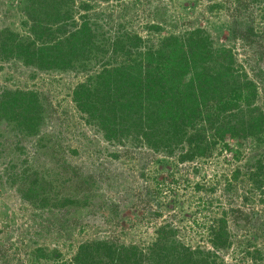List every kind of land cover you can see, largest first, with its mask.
I'll list each match as a JSON object with an SVG mask.
<instances>
[{
	"label": "rangeland",
	"instance_id": "1",
	"mask_svg": "<svg viewBox=\"0 0 264 264\" xmlns=\"http://www.w3.org/2000/svg\"><path fill=\"white\" fill-rule=\"evenodd\" d=\"M87 2V10L75 3L77 24L86 14L109 29V35L128 30L145 44H157L167 33L205 28L215 46L232 49L236 66L256 85L254 104L264 112V20L258 7L264 0L239 13H253V43L234 38L231 31L243 25L236 16L239 0ZM23 5L22 0H0V30L26 33ZM151 24L159 30L149 28ZM107 56L90 58L86 69L68 70H37L18 59H0V90L36 91L42 116L31 136L0 119V264H73L81 242L100 238L147 251L156 235L170 229V236L184 246L214 250L208 226L223 212L232 242L216 251L215 264H264V183L255 188L246 176V166L256 159L264 166V129L242 137H231L226 130L213 137V126L206 127L205 136L215 141L210 154L185 161L178 159L179 149L169 155L129 137L109 142L72 99L74 86L98 71ZM196 125L207 123L201 117ZM225 143L230 151L222 148ZM34 178L51 199L69 196L88 203L41 208L35 197L34 205L20 195V188ZM37 247L57 248L61 258L36 263L30 253Z\"/></svg>",
	"mask_w": 264,
	"mask_h": 264
},
{
	"label": "trees",
	"instance_id": "2",
	"mask_svg": "<svg viewBox=\"0 0 264 264\" xmlns=\"http://www.w3.org/2000/svg\"><path fill=\"white\" fill-rule=\"evenodd\" d=\"M22 1L27 31L18 35L6 28L0 30V59H18L37 70H68L86 69L90 58L108 54L99 70L72 90L76 107L96 123L105 140L122 143V139L129 137L169 155L179 149L178 159L185 161L210 154L215 141L205 136L206 127L213 126V137L226 130L231 137H242L264 129V112L254 104L255 83L236 66L232 49L215 46L205 28L167 33L157 44H145L141 36L128 30L109 35V29H103L86 14L81 15L77 24L75 3L87 10L89 0ZM256 1L239 0L236 16L242 17L243 25L232 26L234 38L247 43L256 41L257 31L249 24L253 13L239 14ZM258 7L264 20V4ZM149 28L159 30L157 24ZM201 117L207 125H196ZM0 119L18 133L35 135L42 123L38 93L17 88L0 90ZM222 148L231 150L226 143ZM239 155L240 151L232 153L235 159ZM246 169L247 178L255 188H260L264 183L261 160L256 159ZM232 174L236 177L237 170ZM20 189L24 200L35 205L37 197L41 208L81 207L88 203L69 196L51 199L49 192L44 193L41 188L39 178ZM223 213L208 226V242L214 250L184 246L170 236V229L156 235L147 251L135 244L105 238L86 240L78 245L72 262L215 264L216 251L227 249L232 242ZM42 258L56 260L61 253L57 248L45 247L31 251L30 259L34 262Z\"/></svg>",
	"mask_w": 264,
	"mask_h": 264
}]
</instances>
